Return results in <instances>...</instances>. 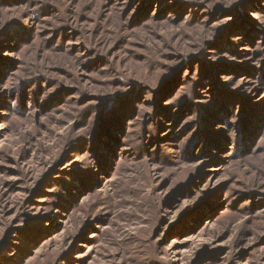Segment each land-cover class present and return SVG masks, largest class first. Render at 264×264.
Instances as JSON below:
<instances>
[{
  "label": "rangeland",
  "instance_id": "rangeland-1",
  "mask_svg": "<svg viewBox=\"0 0 264 264\" xmlns=\"http://www.w3.org/2000/svg\"><path fill=\"white\" fill-rule=\"evenodd\" d=\"M0 264H264V0H0Z\"/></svg>",
  "mask_w": 264,
  "mask_h": 264
}]
</instances>
